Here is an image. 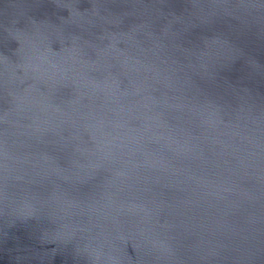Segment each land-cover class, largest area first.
<instances>
[{
  "label": "water",
  "instance_id": "1",
  "mask_svg": "<svg viewBox=\"0 0 264 264\" xmlns=\"http://www.w3.org/2000/svg\"><path fill=\"white\" fill-rule=\"evenodd\" d=\"M0 264H264V0H0Z\"/></svg>",
  "mask_w": 264,
  "mask_h": 264
}]
</instances>
